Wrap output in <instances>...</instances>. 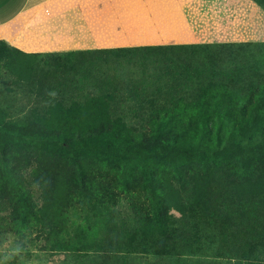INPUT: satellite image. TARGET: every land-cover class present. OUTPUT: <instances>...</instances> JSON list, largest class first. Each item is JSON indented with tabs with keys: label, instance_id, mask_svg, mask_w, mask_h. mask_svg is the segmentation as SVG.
<instances>
[{
	"label": "trees",
	"instance_id": "obj_1",
	"mask_svg": "<svg viewBox=\"0 0 264 264\" xmlns=\"http://www.w3.org/2000/svg\"><path fill=\"white\" fill-rule=\"evenodd\" d=\"M254 48L264 53V41L27 54L0 40V60L34 94L28 106L0 105L2 219L33 222L56 236L50 249L101 252L102 262L143 253L198 263L214 247L264 264V59L260 70L245 54ZM52 55L61 62L39 68L15 57ZM126 55L165 60L166 81L132 123L115 113L116 83L84 94L71 76ZM133 191L142 206L131 220L81 214L102 220L100 236H62L68 207L104 208Z\"/></svg>",
	"mask_w": 264,
	"mask_h": 264
},
{
	"label": "crops",
	"instance_id": "obj_2",
	"mask_svg": "<svg viewBox=\"0 0 264 264\" xmlns=\"http://www.w3.org/2000/svg\"><path fill=\"white\" fill-rule=\"evenodd\" d=\"M0 40L23 53L264 41L253 0H0Z\"/></svg>",
	"mask_w": 264,
	"mask_h": 264
},
{
	"label": "rangeland",
	"instance_id": "obj_3",
	"mask_svg": "<svg viewBox=\"0 0 264 264\" xmlns=\"http://www.w3.org/2000/svg\"><path fill=\"white\" fill-rule=\"evenodd\" d=\"M254 50V51H253ZM245 54L250 60L256 61L258 69H263L261 59L264 53L256 51L255 48ZM176 56V55H175ZM175 56H169L171 61ZM16 62L28 61L34 68L47 67L51 62H61V58L56 55L21 57L15 56ZM182 57H185L182 54ZM106 62L100 65L89 67L87 70H78L71 75L80 90L86 94L95 95L98 86L105 84H117V94L115 96L116 115H119L128 123L135 122L138 116L135 110L139 104L147 105V100L152 98L155 88L166 81L164 58L148 59L130 58L129 56H119L117 59L107 58ZM198 60H205L204 56H197L193 63ZM16 76L8 68L5 58L0 60V105L12 107L28 106L34 99V94L25 91V81H16ZM112 198L105 200L104 208L98 206H87L80 210L79 207L70 206L61 214L60 232L64 238L67 234L76 233V238L82 242L96 239L100 236V225L102 220L95 217H88L84 220L81 214H101L103 220L110 218L118 222L121 218L131 220L135 210L142 206V197L137 191L128 194L115 193ZM99 209H102L100 212ZM169 213L179 217V213L171 210ZM5 212H0V264H119L115 258L102 262L104 254L101 252H79L68 250L50 249L51 242L56 240L50 234L47 238L42 228L33 222L26 226H19L16 222L3 220ZM2 216V217H1ZM100 216V217H101ZM128 264H176L173 258L153 256L150 254L135 253L126 256ZM188 264H237L233 259L218 256L214 247L205 250L199 257L198 263Z\"/></svg>",
	"mask_w": 264,
	"mask_h": 264
}]
</instances>
